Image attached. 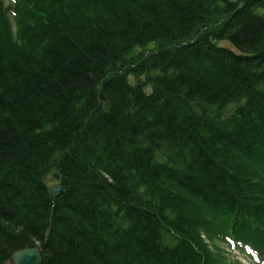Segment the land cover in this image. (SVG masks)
<instances>
[{
    "label": "trees",
    "instance_id": "obj_1",
    "mask_svg": "<svg viewBox=\"0 0 264 264\" xmlns=\"http://www.w3.org/2000/svg\"><path fill=\"white\" fill-rule=\"evenodd\" d=\"M32 248L264 264V0H0V264Z\"/></svg>",
    "mask_w": 264,
    "mask_h": 264
},
{
    "label": "water",
    "instance_id": "obj_2",
    "mask_svg": "<svg viewBox=\"0 0 264 264\" xmlns=\"http://www.w3.org/2000/svg\"><path fill=\"white\" fill-rule=\"evenodd\" d=\"M49 190L53 193L60 191L59 187H51ZM39 262L40 254L37 248L17 251L9 259L10 264H38Z\"/></svg>",
    "mask_w": 264,
    "mask_h": 264
},
{
    "label": "rangeland",
    "instance_id": "obj_3",
    "mask_svg": "<svg viewBox=\"0 0 264 264\" xmlns=\"http://www.w3.org/2000/svg\"><path fill=\"white\" fill-rule=\"evenodd\" d=\"M226 44H227L226 42L219 43L220 46H227ZM48 181H50V179ZM233 255L235 256L234 258H237L238 259L237 261H239L241 264H251L247 255L240 253H233Z\"/></svg>",
    "mask_w": 264,
    "mask_h": 264
}]
</instances>
